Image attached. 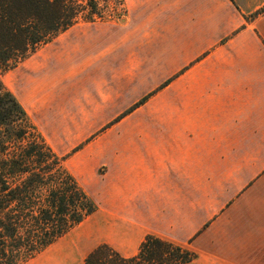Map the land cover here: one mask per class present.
<instances>
[{"label":"crops","instance_id":"obj_1","mask_svg":"<svg viewBox=\"0 0 264 264\" xmlns=\"http://www.w3.org/2000/svg\"><path fill=\"white\" fill-rule=\"evenodd\" d=\"M162 4L160 18L130 32L135 44L158 30L174 38L177 75L161 96L176 124L162 126L151 147L113 158V183L87 218L97 216L87 241L95 234L97 246L131 258L150 235L194 253L189 264H264V0ZM186 36L198 42L188 70ZM63 41L42 70L103 47V36Z\"/></svg>","mask_w":264,"mask_h":264},{"label":"rangeland","instance_id":"obj_2","mask_svg":"<svg viewBox=\"0 0 264 264\" xmlns=\"http://www.w3.org/2000/svg\"><path fill=\"white\" fill-rule=\"evenodd\" d=\"M164 1L120 0L103 20H79L0 76L44 143L96 208L101 190L113 183V158L124 157L129 149L151 147L160 140L162 126L176 124L161 96L163 83L177 75L174 38L158 30L152 35L146 32L148 44H135L130 32L138 30L139 24L144 30L146 20L160 18ZM252 17L253 13L245 19ZM73 33L103 36L102 49L83 59L53 62L50 69L42 70L49 66L45 63L49 51L64 47L65 36ZM195 40L184 38L185 70L193 59ZM215 188L222 189L223 182L217 180ZM96 220L97 216L84 220L25 264H84L97 246L95 234L87 241Z\"/></svg>","mask_w":264,"mask_h":264},{"label":"trees","instance_id":"obj_3","mask_svg":"<svg viewBox=\"0 0 264 264\" xmlns=\"http://www.w3.org/2000/svg\"><path fill=\"white\" fill-rule=\"evenodd\" d=\"M118 1L0 0V76L79 20H103ZM61 161L0 78V264L27 263L96 212ZM195 257L149 235L131 258L102 244L84 264H189Z\"/></svg>","mask_w":264,"mask_h":264}]
</instances>
